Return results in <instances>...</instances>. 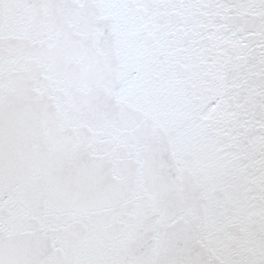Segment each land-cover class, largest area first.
I'll list each match as a JSON object with an SVG mask.
<instances>
[{
  "label": "snow or ice",
  "instance_id": "snow-or-ice-1",
  "mask_svg": "<svg viewBox=\"0 0 264 264\" xmlns=\"http://www.w3.org/2000/svg\"><path fill=\"white\" fill-rule=\"evenodd\" d=\"M0 264H264V0H0Z\"/></svg>",
  "mask_w": 264,
  "mask_h": 264
}]
</instances>
